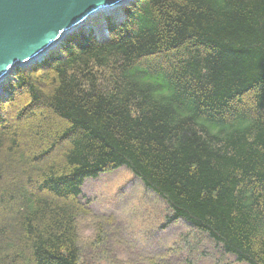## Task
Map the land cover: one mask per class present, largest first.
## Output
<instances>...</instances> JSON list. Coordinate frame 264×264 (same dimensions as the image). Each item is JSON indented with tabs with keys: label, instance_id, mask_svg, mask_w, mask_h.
<instances>
[{
	"label": "trees",
	"instance_id": "obj_1",
	"mask_svg": "<svg viewBox=\"0 0 264 264\" xmlns=\"http://www.w3.org/2000/svg\"><path fill=\"white\" fill-rule=\"evenodd\" d=\"M124 11L106 40L80 31L17 69L0 98V264H84L81 187L121 166L167 223L264 264V0Z\"/></svg>",
	"mask_w": 264,
	"mask_h": 264
},
{
	"label": "rangeland",
	"instance_id": "obj_2",
	"mask_svg": "<svg viewBox=\"0 0 264 264\" xmlns=\"http://www.w3.org/2000/svg\"><path fill=\"white\" fill-rule=\"evenodd\" d=\"M94 25L105 27L98 20ZM81 192L90 208L77 221L84 264H245L221 253L184 219L167 223L165 201L124 166L85 179Z\"/></svg>",
	"mask_w": 264,
	"mask_h": 264
},
{
	"label": "water",
	"instance_id": "obj_3",
	"mask_svg": "<svg viewBox=\"0 0 264 264\" xmlns=\"http://www.w3.org/2000/svg\"><path fill=\"white\" fill-rule=\"evenodd\" d=\"M132 0H0V89L16 67L41 61L70 34L98 15ZM124 15L115 18L122 21ZM97 35L99 41L107 38Z\"/></svg>",
	"mask_w": 264,
	"mask_h": 264
},
{
	"label": "bare ground",
	"instance_id": "obj_4",
	"mask_svg": "<svg viewBox=\"0 0 264 264\" xmlns=\"http://www.w3.org/2000/svg\"><path fill=\"white\" fill-rule=\"evenodd\" d=\"M111 11H113V10H111ZM113 13H114V12H113ZM114 15H116V17L119 18L120 15H121L120 10L118 9V11L114 13ZM97 27H99V26H97ZM95 28H96V26H95ZM108 173H109V172H108ZM79 191H80V190H79ZM81 204H82V203H81Z\"/></svg>",
	"mask_w": 264,
	"mask_h": 264
}]
</instances>
